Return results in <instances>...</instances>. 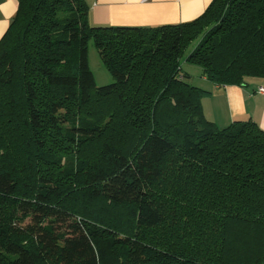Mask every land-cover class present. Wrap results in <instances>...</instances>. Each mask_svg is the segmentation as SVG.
<instances>
[{"label": "trees", "instance_id": "16d2710c", "mask_svg": "<svg viewBox=\"0 0 264 264\" xmlns=\"http://www.w3.org/2000/svg\"><path fill=\"white\" fill-rule=\"evenodd\" d=\"M91 40L114 82L96 87ZM264 79V0L151 28L84 0H18L0 38V264H264V132L205 119Z\"/></svg>", "mask_w": 264, "mask_h": 264}, {"label": "crops", "instance_id": "0c3cea01", "mask_svg": "<svg viewBox=\"0 0 264 264\" xmlns=\"http://www.w3.org/2000/svg\"><path fill=\"white\" fill-rule=\"evenodd\" d=\"M91 26L141 27L179 24L197 18L212 0H84ZM18 0H0V38L17 10ZM198 75V74H197ZM190 78L194 77L189 72ZM199 88L209 92L201 100L206 120L219 128L233 121L251 120L264 132V79L247 78L244 86L212 85L199 78Z\"/></svg>", "mask_w": 264, "mask_h": 264}, {"label": "rangeland", "instance_id": "374dc122", "mask_svg": "<svg viewBox=\"0 0 264 264\" xmlns=\"http://www.w3.org/2000/svg\"><path fill=\"white\" fill-rule=\"evenodd\" d=\"M87 64L90 72L92 73L94 84L96 87L109 85L114 82L113 77L110 75V73L107 72V70L101 64L96 49L94 48L91 40H89L87 43ZM181 71L186 73L189 72L192 73L194 77L190 78L191 80L189 81V83L193 86L200 87L199 67L186 62H182Z\"/></svg>", "mask_w": 264, "mask_h": 264}, {"label": "built area", "instance_id": "2783aa9c", "mask_svg": "<svg viewBox=\"0 0 264 264\" xmlns=\"http://www.w3.org/2000/svg\"><path fill=\"white\" fill-rule=\"evenodd\" d=\"M257 93H259V94L264 96V88L263 87H258Z\"/></svg>", "mask_w": 264, "mask_h": 264}]
</instances>
